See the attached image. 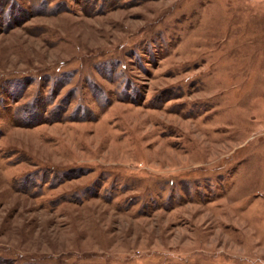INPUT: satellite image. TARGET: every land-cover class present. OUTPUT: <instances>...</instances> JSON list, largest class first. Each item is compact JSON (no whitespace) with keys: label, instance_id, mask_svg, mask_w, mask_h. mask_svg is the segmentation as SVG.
<instances>
[{"label":"rangeland","instance_id":"obj_1","mask_svg":"<svg viewBox=\"0 0 264 264\" xmlns=\"http://www.w3.org/2000/svg\"><path fill=\"white\" fill-rule=\"evenodd\" d=\"M0 264H264V0H0Z\"/></svg>","mask_w":264,"mask_h":264}]
</instances>
